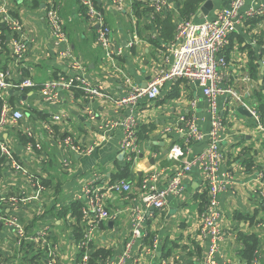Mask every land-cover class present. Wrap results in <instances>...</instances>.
I'll return each instance as SVG.
<instances>
[{
	"label": "crops",
	"instance_id": "obj_1",
	"mask_svg": "<svg viewBox=\"0 0 264 264\" xmlns=\"http://www.w3.org/2000/svg\"><path fill=\"white\" fill-rule=\"evenodd\" d=\"M155 1L129 2L119 10L112 0H96L111 28L115 48L123 50V55L111 62L99 46L96 28L89 24L80 0H8L12 15L24 28L28 51L17 65L8 44L9 32L4 30L0 36L4 42L0 71L7 73L10 81L28 79L35 87L6 95L11 111L0 126V140L7 143L12 157L3 158L0 165V198L4 203L11 197L20 199L16 213L29 234L45 229L49 232L43 249L30 242L19 247L14 230L1 222L0 264H47L48 251L53 248L58 264H78L77 245L91 220L77 215L80 211L76 208L86 204L82 189L94 181L106 187L126 180L132 187L130 192L106 196L107 211L118 215L99 226L88 264L96 252L104 257L92 264L116 259L131 240L134 212L143 208L144 179L158 171L174 174L185 161L208 150L212 118L199 82H166L155 101L143 97L131 108L120 110L109 99L89 100L79 90L62 91L54 104L46 102L40 93L45 82L71 74L69 64L60 57L63 47L55 44L46 18L51 7L60 9L69 44L86 68L85 77L103 86L110 98L118 99L129 90L125 77L144 87L166 71L180 22L214 21L233 0H165L167 5L160 12L150 6ZM238 17L240 22L221 53L227 63L222 86L241 96L249 115L239 112L244 104L233 97L218 101L224 154L221 168L231 174L233 182L221 198L224 240L217 260L219 264H264V133L250 112L257 111L264 124V0H246ZM87 106L94 111L95 121L89 118ZM15 110L23 112V119L14 120ZM131 112L138 121L140 153L135 160H129V153L120 148L125 134L122 128L111 132L100 128ZM55 117L59 120L54 122L51 135L46 124ZM182 117L196 120L203 135L200 141L188 142L177 133ZM167 128L172 131L167 132ZM27 131L32 132L41 150L27 151ZM65 136H72L82 148L98 146L91 155H73L62 144ZM177 144L186 156L169 159L171 148ZM68 159L70 163L65 166ZM207 201L206 182L199 167L194 168L181 196L171 197L162 210H146V237L135 243L132 260L126 264H201L208 242L201 235L200 215ZM155 240L158 249L149 255Z\"/></svg>",
	"mask_w": 264,
	"mask_h": 264
},
{
	"label": "built area",
	"instance_id": "obj_2",
	"mask_svg": "<svg viewBox=\"0 0 264 264\" xmlns=\"http://www.w3.org/2000/svg\"><path fill=\"white\" fill-rule=\"evenodd\" d=\"M135 1L138 0H112V4L121 10L127 3ZM245 1L233 0L229 8L219 11L214 21H205L200 24L190 20L180 22L177 25L176 41L169 50L171 62L168 63L169 66L166 71L153 78L145 87L137 86L131 79L125 77L124 80L129 90L126 96L118 99L110 98L103 86L94 85L85 77L86 68L79 58L75 56L69 44L60 9L51 7L47 10L46 18L51 34L55 39V44L63 47L60 57L69 64L71 74L47 81L41 86L40 93L46 102L52 104L59 102L62 91L79 90L89 100L96 98L109 99L113 101L117 109H126L134 106L143 97L148 98L150 101H155L160 96L165 83L177 79H186L203 84V94L209 102L212 130L208 150L195 155L190 161H185V164L176 170L174 174L158 171L151 173L144 179L141 187V204L143 208L137 209L132 216L131 240L127 243L124 252L119 257L108 259L106 264H126L132 260L133 246L136 242L144 240L146 237L144 233V223L147 218L146 210H162L167 206L168 200L171 197L181 196L185 191L187 176L194 168L198 167L208 189V201L200 215L201 235L208 242L205 258L201 264H219L217 257L221 243L224 240V232L220 225L221 198L230 188L233 180L231 174L223 171L221 168L224 154L221 149L222 140L220 133L222 123L218 101L221 97H233L238 103L246 106L241 96L236 94L232 88L222 86L226 77V73H223V70L227 63L221 53L228 44L229 36L235 32L236 26L240 22L238 16ZM80 4L85 9L89 24L96 28L99 46L105 50L108 59L114 62L118 57L123 55V50L115 48L112 31L104 13L98 8L96 0H80ZM166 5L167 2L165 0L150 2V6L155 12H160ZM0 26L7 28L10 35L8 44L12 49L16 64L20 65L28 51V42L21 22L12 15L8 7V0H0ZM1 34L0 29V36ZM3 46L4 42L0 39V52ZM34 87V83L28 79L19 82L9 81V75L0 71V126L6 123L11 111L9 102L6 99L7 93L9 91L24 93ZM86 111L89 118L95 121L96 115L92 108L87 106ZM250 112L257 123L258 130L264 133L262 117L255 110ZM12 115L16 121L24 117L21 110L13 111ZM58 120L59 117H55L52 123L46 124V130L51 135L54 122ZM180 122L182 124L175 130L178 134L184 135L188 142H197L202 139V132L194 118L186 119L182 117ZM119 127L125 133L120 148L122 151L129 153V160H135L140 150L137 136L138 121L133 112L122 118L109 121L100 128L111 132ZM166 131L170 132L172 128H167ZM27 137V151L31 152L34 149L41 150V145L34 142L31 131H27ZM62 144L73 155L77 156L91 155L98 146L94 144L88 148H82L72 136H65L62 139ZM0 153L4 158L12 157L7 143L2 140H0ZM185 156L186 152L178 144L174 145L168 154L169 159L173 160H182ZM69 163V159L64 162L65 166H68ZM13 167L16 170L19 169L16 164H13ZM131 189V184L126 180L113 182L106 187H101L94 181L82 189L86 204L81 208V214L86 220L87 218H91V220L85 228L82 240L77 245L81 254L78 264H88L91 245L101 223L114 220L118 215L117 213L111 214L107 211L105 206L107 194L130 192ZM4 202L5 200L0 198V206ZM19 202L20 199L16 196L8 199L7 204L10 208L8 212L12 213L5 215L0 212V223L2 222L8 228L14 230L19 247L24 246L27 242L38 246L42 245L46 242L49 230L45 229L33 235L29 234L16 213L19 209ZM157 249L158 242L155 240L153 246L148 249V254L153 255ZM47 259V264H58L55 248L48 251Z\"/></svg>",
	"mask_w": 264,
	"mask_h": 264
},
{
	"label": "trees",
	"instance_id": "obj_3",
	"mask_svg": "<svg viewBox=\"0 0 264 264\" xmlns=\"http://www.w3.org/2000/svg\"><path fill=\"white\" fill-rule=\"evenodd\" d=\"M0 29H1V32L3 33V31L4 30H7V28H5L4 26H0ZM10 39V35L8 36V40ZM15 59V58H14ZM10 81V80H9ZM0 108H1V101H0ZM4 157H2L1 156V153H0V165H2L3 164V161H4V159H3ZM84 205H80V207L79 208H76V211H80V214L79 213H77V215H78V217L81 215V217H83L82 216V214H81V208L83 207ZM10 210V208L8 207V204L7 203H3L1 206H0V212L2 213V214H5V215H10L12 212H8L7 213V211H9ZM28 232V231H27ZM29 233V232H28ZM83 235L84 234H82V236L80 237V240H79V242L82 240V238H83ZM78 242V243H79ZM25 245V244H24ZM38 246V245H37ZM44 246L45 245H40V246H38L40 249H43L44 248ZM22 247H24V246H22ZM80 257H81V254H80ZM79 257V258H80ZM104 257V255H103V253L102 252H96L95 254H94V256H92L91 257V264L93 263V262H97V260H99L100 258L102 259Z\"/></svg>",
	"mask_w": 264,
	"mask_h": 264
},
{
	"label": "water",
	"instance_id": "obj_4",
	"mask_svg": "<svg viewBox=\"0 0 264 264\" xmlns=\"http://www.w3.org/2000/svg\"><path fill=\"white\" fill-rule=\"evenodd\" d=\"M239 112H241L243 114H248L249 115V111L245 108V106L240 107Z\"/></svg>",
	"mask_w": 264,
	"mask_h": 264
}]
</instances>
